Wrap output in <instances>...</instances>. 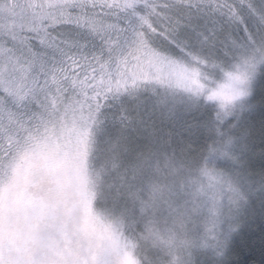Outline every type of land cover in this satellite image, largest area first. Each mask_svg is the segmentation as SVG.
Returning a JSON list of instances; mask_svg holds the SVG:
<instances>
[{
  "label": "snow or ice",
  "instance_id": "1",
  "mask_svg": "<svg viewBox=\"0 0 264 264\" xmlns=\"http://www.w3.org/2000/svg\"><path fill=\"white\" fill-rule=\"evenodd\" d=\"M0 264H264V0H0Z\"/></svg>",
  "mask_w": 264,
  "mask_h": 264
},
{
  "label": "trees",
  "instance_id": "2",
  "mask_svg": "<svg viewBox=\"0 0 264 264\" xmlns=\"http://www.w3.org/2000/svg\"><path fill=\"white\" fill-rule=\"evenodd\" d=\"M262 235L260 227H257V230L254 232H250L248 234H244L240 236L235 243V246L237 249H240L243 247V245L249 241H255L257 244L259 243L260 237ZM247 257H242V259H246ZM255 259L258 261L259 260V253H256Z\"/></svg>",
  "mask_w": 264,
  "mask_h": 264
},
{
  "label": "rangeland",
  "instance_id": "3",
  "mask_svg": "<svg viewBox=\"0 0 264 264\" xmlns=\"http://www.w3.org/2000/svg\"><path fill=\"white\" fill-rule=\"evenodd\" d=\"M257 227H259V222L257 223V226H256V228H255V231L257 230ZM248 233H250V231H249L247 228L243 229V230L241 231L240 235H238V236L235 238V242H234V243H236V240H237L240 236H242V235H244V234H248Z\"/></svg>",
  "mask_w": 264,
  "mask_h": 264
}]
</instances>
